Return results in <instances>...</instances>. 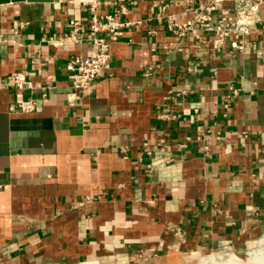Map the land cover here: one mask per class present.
Returning a JSON list of instances; mask_svg holds the SVG:
<instances>
[{"label":"crops","instance_id":"1","mask_svg":"<svg viewBox=\"0 0 264 264\" xmlns=\"http://www.w3.org/2000/svg\"><path fill=\"white\" fill-rule=\"evenodd\" d=\"M250 1L238 51L168 30L205 0H97L129 26L99 35L107 66L79 94L65 65L90 54L87 7L0 4V264H193L264 237V0Z\"/></svg>","mask_w":264,"mask_h":264},{"label":"built area","instance_id":"2","mask_svg":"<svg viewBox=\"0 0 264 264\" xmlns=\"http://www.w3.org/2000/svg\"><path fill=\"white\" fill-rule=\"evenodd\" d=\"M79 5L87 7L90 17L88 19L86 36L91 43L90 54L86 57L73 56L65 65L71 89L79 93H89L93 82L99 73L107 66L108 43L99 35L107 33L112 38L123 35V30L128 23L120 21L115 16H97L94 11L97 0H77ZM224 3L230 6L222 8ZM259 6L250 0H205L194 11L192 18L185 23H177L169 17L168 30L175 36L184 37L187 33L196 34L198 30L214 36L215 47L218 48L225 39H230L232 48L243 51V40L248 35L251 27L256 23ZM71 32L64 38L66 41L78 42L81 32V24L77 20L68 21ZM18 89H31L32 85L23 73L13 72L7 78ZM227 99L237 96L238 91L229 87ZM34 100L16 101L10 106L11 111L31 112L35 109ZM160 120H175L178 117L170 114H162Z\"/></svg>","mask_w":264,"mask_h":264},{"label":"rangeland","instance_id":"3","mask_svg":"<svg viewBox=\"0 0 264 264\" xmlns=\"http://www.w3.org/2000/svg\"><path fill=\"white\" fill-rule=\"evenodd\" d=\"M258 251L259 252L261 251L262 253H264V237H262L261 239H259L256 242L249 243L241 251L233 249V250L227 251V252L222 253V254H217L216 256H218V258L216 257L215 259H216V261H219V262L225 261L224 260L225 258H228L229 255L233 254L236 257H238L239 259H241L242 261H245L247 258L252 259V258H254V256L259 255ZM207 258H208L207 256H203V257H201V259L199 261H196L193 264H211V263H213V261H209ZM256 264H258V263H256Z\"/></svg>","mask_w":264,"mask_h":264},{"label":"bare ground","instance_id":"4","mask_svg":"<svg viewBox=\"0 0 264 264\" xmlns=\"http://www.w3.org/2000/svg\"><path fill=\"white\" fill-rule=\"evenodd\" d=\"M259 252V251H258ZM218 258V256L211 254L209 255L208 260L209 261H213V263L211 264H264V253H262L261 251L259 252V255L254 256V258L252 259H246L245 261H242L241 259H239L238 257H236L235 255H229L228 258H225V261H216L215 258ZM207 261V260H206Z\"/></svg>","mask_w":264,"mask_h":264},{"label":"water","instance_id":"5","mask_svg":"<svg viewBox=\"0 0 264 264\" xmlns=\"http://www.w3.org/2000/svg\"><path fill=\"white\" fill-rule=\"evenodd\" d=\"M39 2V3H52V2H57L58 0H0V4H4L7 2Z\"/></svg>","mask_w":264,"mask_h":264}]
</instances>
